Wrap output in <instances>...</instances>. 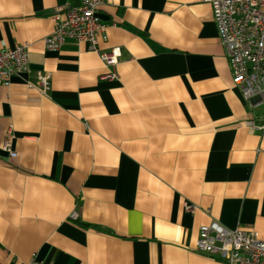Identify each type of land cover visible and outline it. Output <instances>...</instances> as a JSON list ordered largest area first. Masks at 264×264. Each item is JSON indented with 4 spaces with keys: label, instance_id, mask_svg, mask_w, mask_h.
Wrapping results in <instances>:
<instances>
[{
    "label": "crops",
    "instance_id": "crops-1",
    "mask_svg": "<svg viewBox=\"0 0 264 264\" xmlns=\"http://www.w3.org/2000/svg\"><path fill=\"white\" fill-rule=\"evenodd\" d=\"M74 2L0 0V45L28 44L31 68L0 86V264H224L195 251L213 219L264 240V130L246 124L264 106L232 86L210 6L106 0L109 82L85 43L44 48Z\"/></svg>",
    "mask_w": 264,
    "mask_h": 264
},
{
    "label": "built area",
    "instance_id": "built-area-1",
    "mask_svg": "<svg viewBox=\"0 0 264 264\" xmlns=\"http://www.w3.org/2000/svg\"><path fill=\"white\" fill-rule=\"evenodd\" d=\"M105 3L106 0H78L76 5L54 10L53 31L43 42L51 51L60 50L67 39L85 43L88 51L98 54L109 67L100 80L111 82L117 78L114 68L120 54L116 49L106 51L99 47L107 41L106 26L98 14ZM204 3L211 8L232 86L251 107L264 106V0H204ZM30 72L27 44L10 42L0 47V86L8 87L12 77ZM35 78L29 87L39 96L47 97L51 91L49 74L36 71ZM260 119L259 123L254 120L246 123L250 132L264 130V113ZM4 147L9 156L16 155L10 145ZM70 217L74 219L76 213ZM195 251L224 264H264V240L256 231L240 227L228 230L217 219L199 228ZM26 264L42 263L32 256Z\"/></svg>",
    "mask_w": 264,
    "mask_h": 264
},
{
    "label": "rangeland",
    "instance_id": "rangeland-1",
    "mask_svg": "<svg viewBox=\"0 0 264 264\" xmlns=\"http://www.w3.org/2000/svg\"><path fill=\"white\" fill-rule=\"evenodd\" d=\"M202 2L204 3V0H202ZM78 3V0H75V2L72 4V5H69V6H73V5H76ZM106 4V3H105ZM105 4L103 5V6H105ZM103 6H102V8H103ZM63 7H67V6H63ZM63 7H60V8H63ZM102 8L98 11V14H99V18H100V20H101V10H102ZM58 9V8H57ZM57 9H55V10H57ZM54 11V10H53ZM53 11L51 12V15H52V13H53ZM50 15V16H51ZM102 21V20H101ZM106 26V25H105ZM106 29H107V26H106ZM106 35H107V33H106ZM47 37V36H46ZM45 37V38H46ZM107 39H108V37H107ZM44 40V39H43ZM67 40H73V39H67ZM67 40H65V42L67 41ZM73 41H75V40H73ZM65 42H64V44H65ZM75 42H77V41H75ZM78 43H80V42H78ZM63 44V45H64ZM28 45V44H27ZM43 45H44V42H43ZM0 47H3L2 45H0ZM63 47V46H62ZM61 47V48H62ZM45 48V47H44ZM28 49H29V45H28ZM46 49V48H45ZM28 54H29V52H28ZM120 56V55H119ZM28 59H29V55H28ZM118 59H119V57H118ZM30 64V63H29ZM118 64V63H117ZM114 70H115V73H116V76H117V78H118V75H117V72H116V67L114 68ZM14 77H16V76H14ZM13 78V77H12ZM11 78V79H12ZM117 78L114 80V81H116L117 80ZM50 82H51V80H50ZM51 92V91H50ZM50 94V93H49ZM6 135L9 137L10 136V133L9 132H7L6 133ZM7 141V140H6ZM3 142V144H2V149H4L5 147L4 146H6V145H10L9 144V142Z\"/></svg>",
    "mask_w": 264,
    "mask_h": 264
}]
</instances>
